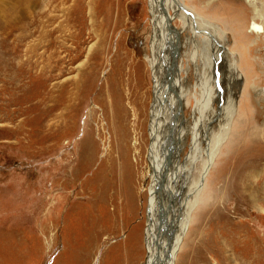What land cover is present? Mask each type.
<instances>
[{"label":"rangeland","instance_id":"rangeland-1","mask_svg":"<svg viewBox=\"0 0 264 264\" xmlns=\"http://www.w3.org/2000/svg\"><path fill=\"white\" fill-rule=\"evenodd\" d=\"M150 19L146 0H0V264H141ZM186 128L187 145L196 130ZM223 197L191 259L264 264L262 202L256 211ZM253 234L256 247H246Z\"/></svg>","mask_w":264,"mask_h":264},{"label":"bare ground","instance_id":"bare-ground-1","mask_svg":"<svg viewBox=\"0 0 264 264\" xmlns=\"http://www.w3.org/2000/svg\"><path fill=\"white\" fill-rule=\"evenodd\" d=\"M146 1L154 90L147 118L146 255L140 263L195 264L193 246L204 222L218 213L221 197L234 193L256 211L260 202L264 206V0ZM178 21L181 30L173 26ZM192 85L198 91L194 103ZM190 122L196 131L186 145ZM254 236H243V244L256 247ZM244 252L255 257L257 251Z\"/></svg>","mask_w":264,"mask_h":264}]
</instances>
